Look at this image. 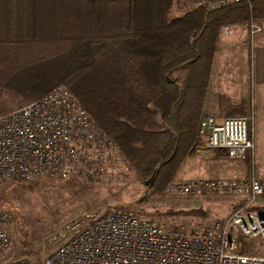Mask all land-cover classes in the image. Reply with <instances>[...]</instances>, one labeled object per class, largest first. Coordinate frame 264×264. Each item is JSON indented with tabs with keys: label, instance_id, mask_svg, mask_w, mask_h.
Masks as SVG:
<instances>
[{
	"label": "trees",
	"instance_id": "obj_1",
	"mask_svg": "<svg viewBox=\"0 0 264 264\" xmlns=\"http://www.w3.org/2000/svg\"><path fill=\"white\" fill-rule=\"evenodd\" d=\"M174 2L0 0V115L64 84L160 194L196 142L220 29L254 0L171 18Z\"/></svg>",
	"mask_w": 264,
	"mask_h": 264
},
{
	"label": "built area",
	"instance_id": "obj_2",
	"mask_svg": "<svg viewBox=\"0 0 264 264\" xmlns=\"http://www.w3.org/2000/svg\"><path fill=\"white\" fill-rule=\"evenodd\" d=\"M190 1L212 10L247 0ZM246 27L251 40L262 29L256 18ZM232 31V25L221 27L223 34ZM204 114L193 146L201 155L223 150L232 158L253 160V105L239 116ZM123 159L114 140L65 85L0 115V180L83 176L112 181ZM165 192L232 194L244 201L224 218L188 229L154 223L128 209H110L71 221L60 231L63 239L41 259L23 256L9 264H264V216L254 210L264 196V177L170 181ZM8 224L9 214L0 210V255L10 244Z\"/></svg>",
	"mask_w": 264,
	"mask_h": 264
},
{
	"label": "rangeland",
	"instance_id": "obj_3",
	"mask_svg": "<svg viewBox=\"0 0 264 264\" xmlns=\"http://www.w3.org/2000/svg\"><path fill=\"white\" fill-rule=\"evenodd\" d=\"M197 6L199 5H193L190 0H175L170 8V17L181 16ZM248 8L252 14L247 20L227 25H232L233 28L234 25L245 27L250 19H258L253 2ZM258 22L261 24L260 19ZM262 24L264 27V21ZM2 33L0 30V35ZM219 41L218 37L217 47ZM204 113L218 119L228 117H217L208 111ZM193 146L171 181L233 178V175L239 173L235 165L240 163V160L228 156L225 151L218 150L201 155ZM254 152L255 159L247 162L251 168L256 165L259 168L256 159L257 139ZM121 166L117 178L112 181L83 176H71L63 180L47 177L32 181L0 180V210L9 214L10 236L9 247L0 255V264H9L23 256L33 261L39 260L54 250L63 239L60 237V231L71 221L89 220L90 217L110 209H128L151 222L172 228L183 225L188 229L198 223H211L224 218L244 201L232 194L166 193L165 187L160 194H153L151 185L148 187L144 182L149 177L141 178L127 160H124ZM190 210H200L205 215L176 213ZM254 210L264 216V201L256 200Z\"/></svg>",
	"mask_w": 264,
	"mask_h": 264
},
{
	"label": "crops",
	"instance_id": "obj_4",
	"mask_svg": "<svg viewBox=\"0 0 264 264\" xmlns=\"http://www.w3.org/2000/svg\"><path fill=\"white\" fill-rule=\"evenodd\" d=\"M255 14L264 21V0H254ZM0 15L6 14L1 8ZM4 20L0 18V21ZM215 53L211 87L207 93L203 110L214 116H239L251 105L255 111V140L257 139L258 162L254 168L240 160L235 165L239 173L233 178L254 174L264 177V27L250 39L248 28L234 25L231 34L221 33ZM255 159V152H254ZM259 200L264 201L262 196ZM227 216V215H226Z\"/></svg>",
	"mask_w": 264,
	"mask_h": 264
},
{
	"label": "water",
	"instance_id": "obj_5",
	"mask_svg": "<svg viewBox=\"0 0 264 264\" xmlns=\"http://www.w3.org/2000/svg\"><path fill=\"white\" fill-rule=\"evenodd\" d=\"M167 81L172 82V80L168 79ZM154 174H152L145 182V184L150 187L152 181H153Z\"/></svg>",
	"mask_w": 264,
	"mask_h": 264
}]
</instances>
